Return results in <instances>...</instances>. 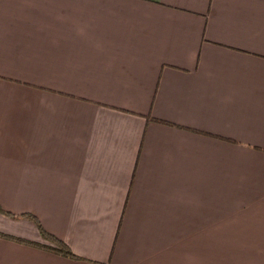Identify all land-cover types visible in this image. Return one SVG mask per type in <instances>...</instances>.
<instances>
[{
    "label": "crops",
    "instance_id": "1",
    "mask_svg": "<svg viewBox=\"0 0 264 264\" xmlns=\"http://www.w3.org/2000/svg\"><path fill=\"white\" fill-rule=\"evenodd\" d=\"M0 209V264H264V0H0Z\"/></svg>",
    "mask_w": 264,
    "mask_h": 264
},
{
    "label": "trees",
    "instance_id": "2",
    "mask_svg": "<svg viewBox=\"0 0 264 264\" xmlns=\"http://www.w3.org/2000/svg\"><path fill=\"white\" fill-rule=\"evenodd\" d=\"M148 120L150 121H156V122H166L165 120L162 119H158L152 116H148L147 117ZM1 210V209H0ZM3 212V210H1ZM6 214H10L9 212H5ZM27 217H29L31 220H33L35 222V224L37 225L40 234L42 235V237L45 239L46 242H48L49 244L46 243H37V242H30V241H26L23 239H19L17 238V241H21L24 243H29V244H33L35 246H40L42 248L54 251L58 254H62L65 256H70V257H76L75 254L71 251V249L68 247V245H66L62 240H60L59 238H57L56 236H54L51 233H48L40 224V222L38 221V219L32 215H27L24 214Z\"/></svg>",
    "mask_w": 264,
    "mask_h": 264
},
{
    "label": "rangeland",
    "instance_id": "3",
    "mask_svg": "<svg viewBox=\"0 0 264 264\" xmlns=\"http://www.w3.org/2000/svg\"><path fill=\"white\" fill-rule=\"evenodd\" d=\"M219 224V223H218Z\"/></svg>",
    "mask_w": 264,
    "mask_h": 264
}]
</instances>
